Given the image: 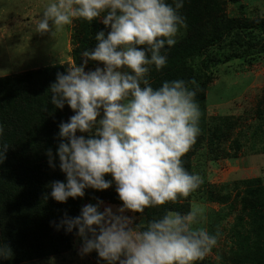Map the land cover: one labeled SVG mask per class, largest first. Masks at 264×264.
<instances>
[{
    "label": "clouds",
    "instance_id": "obj_1",
    "mask_svg": "<svg viewBox=\"0 0 264 264\" xmlns=\"http://www.w3.org/2000/svg\"><path fill=\"white\" fill-rule=\"evenodd\" d=\"M183 7L184 0H44L35 24L41 35H54L75 20L99 19L107 29L95 34L93 50L81 54L84 63L57 73L50 86L51 103L58 109L67 104L75 113L59 124L57 155L66 179L52 183L51 197L66 203L83 197L85 189L106 190L114 181L122 201L117 212L100 211L98 199L55 226H66L69 233L77 229L81 253L96 251L107 264H197L217 243V235L200 226L205 209L198 205L185 214L166 209L139 230L124 215L175 203L204 182L185 169L182 159L201 133L198 85L176 79L154 88L150 81L152 68L161 71L167 65V49L187 27ZM88 60L103 67L85 71ZM47 155L55 168L51 149Z\"/></svg>",
    "mask_w": 264,
    "mask_h": 264
},
{
    "label": "trees",
    "instance_id": "obj_2",
    "mask_svg": "<svg viewBox=\"0 0 264 264\" xmlns=\"http://www.w3.org/2000/svg\"><path fill=\"white\" fill-rule=\"evenodd\" d=\"M227 3L237 4L238 0H184L180 14L186 18L187 27L181 28L183 34L176 39L173 47L167 49V65L161 71L153 67L150 72L154 88L161 86L165 80H194L198 85L195 99L201 115L206 111L204 101L213 67L230 61L234 54L240 59V55L247 56L252 62L264 54V20L250 21L229 16L225 12ZM101 30L107 31L99 19L91 24L77 20L72 35L75 48L71 51L77 66L87 59L81 54L95 48V34ZM221 53L222 56H219ZM195 59L199 60L198 63L193 62ZM87 63L93 69L101 64L92 60ZM66 72L67 67L59 63L22 74L0 76V124L4 126L0 151L8 145L5 158L0 162V264H19L59 255L72 248L77 237V229L69 233L65 230L66 226L57 229L55 225L65 218L80 215L81 198L70 197L66 203H61L50 195L52 183L66 179V174L59 168L57 148L61 142L59 124L68 121L70 109L67 104L58 109L51 103L50 86L56 81L57 73ZM257 112L264 117V103L260 104ZM200 122L208 129V138L200 133L182 158L185 169L193 174V158L201 142H208L209 154L217 159L225 136L223 126L234 129L238 124L228 116L206 119L204 115ZM84 135L87 137L88 134ZM241 145L238 141L234 143L237 150ZM49 149L55 158V168L49 165ZM231 157L238 156L235 152ZM261 179L243 181L248 187L243 210L250 211L251 219L259 222L255 226L257 237L252 241L257 251L249 249L245 252L243 242L236 251L241 264H264V244H261L264 242V184ZM203 185L206 183L203 182ZM256 185L259 186L256 188ZM200 190L175 203L148 208L144 213L136 214L146 218L143 226L163 215L166 209L185 214L191 210L192 197ZM210 195L213 196V193ZM116 199L115 196L113 201L117 202ZM238 236H241L239 232ZM197 264L213 263L205 257Z\"/></svg>",
    "mask_w": 264,
    "mask_h": 264
},
{
    "label": "rangeland",
    "instance_id": "obj_3",
    "mask_svg": "<svg viewBox=\"0 0 264 264\" xmlns=\"http://www.w3.org/2000/svg\"><path fill=\"white\" fill-rule=\"evenodd\" d=\"M43 2L44 0H0V76L22 74L59 63L68 70L75 63L71 51L75 48L72 35L77 27V20L54 35L36 33L35 24L42 13ZM225 12L229 16L250 21L259 18L264 20V0L227 3ZM182 34L183 30L180 29L175 39ZM231 57L230 61L212 68V80L204 101L206 111L201 118L204 115L206 119L228 116L238 124L234 129L228 125L223 126L225 136L217 159L209 154L206 140L201 142L193 158L194 172L203 178L206 185L200 186L201 190L192 197L190 203L191 208L198 205L205 209L200 226L210 234L217 235L216 245L206 255L213 264H241L236 251L243 243L245 252L249 249L257 251L252 241L257 237L255 226L259 220L254 222L251 219L252 213L243 210L248 191L243 181L262 178L261 183L264 184V117L257 112L260 104L264 103V54L254 62L243 55H240L241 59L235 54ZM198 61L195 59L193 62ZM98 66L103 67L102 64ZM90 70L95 69L88 67L87 63L85 71ZM74 114L69 109L68 120ZM199 127L201 134L207 139L208 129L201 122ZM77 135L84 133L78 132ZM236 141L242 144L239 150L234 146ZM235 152L238 157H231ZM105 177L107 180L112 179L111 174H106ZM115 188L113 181L112 186L103 191L85 189V195L80 197V213L83 206L95 205L98 199L103 201L100 211L111 207L117 212L122 201ZM115 196L117 202L113 201ZM247 199L251 200L249 197ZM124 215L133 218V227L137 225V230L146 221L144 216L131 211H126ZM238 232L241 236H238ZM82 242V238L77 236L68 251L19 264H107V261L98 257L96 251L82 254Z\"/></svg>",
    "mask_w": 264,
    "mask_h": 264
}]
</instances>
